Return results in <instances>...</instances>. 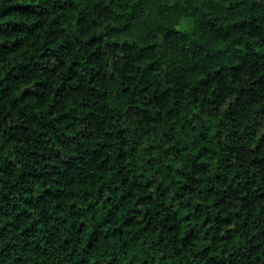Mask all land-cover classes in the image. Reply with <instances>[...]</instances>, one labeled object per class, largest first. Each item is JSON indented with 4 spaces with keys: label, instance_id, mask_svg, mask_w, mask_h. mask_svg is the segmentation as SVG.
I'll use <instances>...</instances> for the list:
<instances>
[{
    "label": "clouds",
    "instance_id": "obj_1",
    "mask_svg": "<svg viewBox=\"0 0 264 264\" xmlns=\"http://www.w3.org/2000/svg\"><path fill=\"white\" fill-rule=\"evenodd\" d=\"M26 3L39 17L40 26L32 29L34 35L31 36L26 32L16 33L6 24L0 26V80L18 65L27 64L26 57L37 56L44 49L45 39L56 40L50 48L72 42L70 52L48 60L47 67L56 73L51 77V89L43 91L40 103L35 96L41 95L42 90L36 89L33 99L27 101L24 108L41 116L50 115L52 121L60 120L66 111L75 113L70 154L62 157L68 167L59 174V179L52 181L59 185L63 180L67 184L65 191L73 195L54 201L53 206L59 202L65 211L72 210L86 221L76 247L61 248L64 236L54 233L46 238L48 243L43 251L52 255L55 264H79V261L97 264L94 250L98 245L100 250L108 249L112 242L117 243L116 252L123 264H135V249L125 258L119 249L122 241L105 227L104 213L113 199L119 201L112 210L117 219L120 218L117 209L124 212L135 208L143 223L144 214L151 211L152 223L161 226L156 240L164 239L169 247L187 243L184 238L192 229H196L193 236L202 241L204 229L213 227L211 223L205 225L204 221L209 217L215 220L219 211L214 207L216 200L227 191L223 184L218 186L215 181L221 173L229 175L227 166L221 167L224 159L220 148L232 138L233 132L245 136L248 132L254 133L242 144L234 142L233 147H257L264 137V116L258 115L264 103H253L245 109L247 119L244 115L237 116L239 97L232 91L239 88L238 83H233L235 77H227L224 86L202 84L201 81L207 79L206 66L192 53H203L214 60L213 49L201 46L215 39L206 35L213 27L210 17L222 13L232 22V15L244 18L264 6L262 0H93L91 7L100 10L94 12L91 19L81 16L85 7L81 0H26ZM175 16L185 19L188 27L180 31L170 28L169 22ZM55 30L64 31V35L45 37L46 32ZM93 37L101 39L92 51L99 49L96 51L99 59L93 60V67L100 64L102 82L88 83L86 73L85 79L77 81L74 76L79 74L74 73L66 81V68L82 57L76 39L86 41ZM207 67L216 71L214 66ZM140 72L145 77L142 81L145 87L137 86L132 96L124 94V88L130 90ZM48 79V76L38 75L19 80L16 82L19 90L14 89V96ZM145 90L150 95H144ZM218 131L221 136L216 135ZM224 132L228 135H223ZM236 154L234 152L233 156ZM238 195H248V192H238ZM228 202L232 205L233 222L220 225L217 234L224 236L231 231L233 235L229 241H219L217 247L236 250L243 245L245 232L254 226L258 209L244 207L242 199L228 197ZM93 209L94 216L89 215ZM237 213L241 215L239 220ZM165 214L167 223L173 227L171 232L163 229ZM249 214L251 218L246 227L244 218ZM189 215L193 218L185 220ZM131 231L129 228L128 232ZM93 232L96 235L89 240ZM106 234L110 235V240L105 239ZM193 236L188 239L192 240ZM13 237L19 238V232H13L7 240L0 239V264H12L9 256L19 257L18 264H44L43 257L37 261L40 250L35 249V243L38 242L25 234L21 255L17 239ZM125 238L132 239L127 232ZM153 243L160 248L157 261L163 258L165 264H169L168 254L155 241ZM210 243L206 242L204 247ZM193 244L200 250L198 241L193 240Z\"/></svg>",
    "mask_w": 264,
    "mask_h": 264
},
{
    "label": "trees",
    "instance_id": "obj_2",
    "mask_svg": "<svg viewBox=\"0 0 264 264\" xmlns=\"http://www.w3.org/2000/svg\"><path fill=\"white\" fill-rule=\"evenodd\" d=\"M81 3L85 5L81 12L82 17L87 16L91 19L92 14L100 10L99 7H91L93 0H81ZM33 20L36 21L35 24L32 23ZM231 21L229 22L228 17L223 16L222 13L211 16L209 19L213 27L207 30L206 35L215 37V39L208 40L206 45L202 43L201 46L213 49L214 60H210L203 53L194 52L192 55L203 66H206L207 79L201 81L202 84L218 83L224 86L227 77H235L233 83L239 84L238 89H232L239 97L236 102L238 105L236 114L237 116L244 115L247 119L245 109L253 103H264V27H261L264 25V6L257 8L255 12H250L244 18L232 15ZM56 23L53 21V24ZM5 24L16 33L26 32L31 36L34 35L32 29L39 28L40 20L26 0H0V26ZM169 27L180 31L187 28L188 23L185 19L175 16L169 22ZM70 28L71 25H69ZM57 35H64V31L55 30L45 33V37ZM100 42V37H93L86 41L82 38L76 39V45L82 57L73 61L71 67L66 68V81L68 77H73L74 73L79 74L74 76L77 81L85 79L86 73L88 83L102 82L100 64L97 63L93 67V60L99 59L96 57V51L99 49L92 51L94 44ZM55 43V39H45L44 49L37 56L26 57L27 64L18 65L3 80H0V85H3L0 87V239L7 240L13 232H19V238L13 237V239H17L19 251L23 255L22 238L27 234L29 239L38 242L35 243V249L40 250L37 252V261L43 257L44 264L53 261L52 255L43 251L48 243L46 239L48 236L62 233L64 244L61 248L65 245L69 249L74 248L77 246L76 241L79 240L86 223L85 218L77 217L72 210L65 211L61 203L57 202L53 206L54 201H63L66 196L73 195L65 191L66 182L61 180L59 185H55L52 181L59 179V174L68 167L62 157L70 154L69 142L74 134L73 116L75 113L66 111L60 120L52 121L50 115L41 116L31 110L26 111L24 108L25 103L33 99L36 89L42 90L41 95L35 96L37 103L41 102L43 91L51 89V77L56 73L54 69L50 70L47 67L48 60L53 56L63 57L73 48L71 41H67V46L62 44L59 48L49 47ZM224 45L227 46L224 47ZM182 55H188V53L182 52ZM207 66H214L216 71L212 72ZM38 75L48 76L49 79L33 85L31 89H25L18 97L14 96V89L19 90L17 81L29 80ZM144 79L143 72H140L133 81L132 88L130 90L124 88V94L132 96L137 86L144 88L142 84ZM113 86L116 85L113 84ZM120 86L123 88V83ZM144 95L147 96L150 93L145 90ZM258 115L264 116V107L259 109ZM220 127L223 128V125ZM246 132H248L247 129ZM216 135L221 136L222 133L218 131ZM223 135H228V133L224 132ZM253 135L252 132H248L247 136L233 132L231 133L232 138L220 148L224 159L221 167L227 166L229 175L221 173L215 177V181L218 186L223 184L227 191L221 193L216 200L214 207L219 211L215 220L209 217L204 221L205 225L211 223L213 227L204 229L202 241L198 236H193L196 229H192L188 234V236H193L192 240L185 236L187 243H182L180 247L175 244L169 247L164 239L156 240L157 229L161 226L152 223L151 211L144 214L143 223H140V213L135 208L126 209L124 212L117 209L120 216L117 219L112 210L119 204V201L113 199L107 204L108 211L104 213V220H106L105 227L108 228L109 233L122 241L119 244L120 253H123L126 258L129 251L135 249L136 254L133 255L135 264H165L163 258L157 261L160 248L155 246L153 243L155 241L168 254L169 264H264V137L260 139L255 149L250 146L233 147L234 142L242 144L245 139H250ZM21 144L27 147H18ZM225 148H227L226 154ZM234 152L237 153L235 156H233ZM216 190L218 191L219 188ZM245 190L248 195H238V192L242 193ZM212 191L213 189H209V192ZM228 197L232 200L242 199L245 202L244 207L254 206L258 209L253 221L254 226L245 232L243 245L236 250L229 247L221 250L217 247L219 241H229L233 235L231 231L224 236L217 234L220 225L233 222L232 205L228 202ZM131 199L132 197H129V200ZM135 203L139 204V200ZM199 209L200 206L197 205L196 210L199 211ZM94 213L95 209L89 215L94 216ZM192 218L189 215L184 219ZM250 218L251 214L244 218L246 227ZM236 219H241L239 213ZM163 220L165 222L163 229L167 232L173 231V227L167 223V214ZM129 228L132 229L131 232H128ZM126 232L131 236V240L125 238ZM95 235L96 233L93 232L89 240ZM105 239L110 240V235L106 234ZM193 240L199 242L200 250H197ZM208 241L211 243L204 247ZM117 246V243L110 242L108 249L100 250L98 245L94 250V254L98 257L97 264H114V261L123 264V259H120L119 253L116 252ZM8 259L12 264H18L19 257L9 256ZM53 264H55L54 261ZM79 264H83V261H79Z\"/></svg>",
    "mask_w": 264,
    "mask_h": 264
}]
</instances>
